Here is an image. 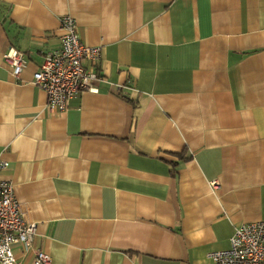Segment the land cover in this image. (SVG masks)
<instances>
[{
  "label": "crops",
  "instance_id": "0c3cea01",
  "mask_svg": "<svg viewBox=\"0 0 264 264\" xmlns=\"http://www.w3.org/2000/svg\"><path fill=\"white\" fill-rule=\"evenodd\" d=\"M64 14L101 79L49 111ZM0 158L49 264H212L264 219V0H0Z\"/></svg>",
  "mask_w": 264,
  "mask_h": 264
},
{
  "label": "built area",
  "instance_id": "2783aa9c",
  "mask_svg": "<svg viewBox=\"0 0 264 264\" xmlns=\"http://www.w3.org/2000/svg\"><path fill=\"white\" fill-rule=\"evenodd\" d=\"M59 21L60 44L44 53L31 79L32 85L45 91L49 111L63 110L67 99L81 90H96L95 83L101 79L95 70L101 46H88L79 39L71 15L64 14ZM3 58L15 76L26 64L24 52L12 46ZM8 168L9 162L0 158V264H14L12 243H19L24 252H32L34 264H49V253L33 247V217L14 198L12 183L1 177ZM228 241L226 248L207 253L212 264H264V219L235 225Z\"/></svg>",
  "mask_w": 264,
  "mask_h": 264
}]
</instances>
